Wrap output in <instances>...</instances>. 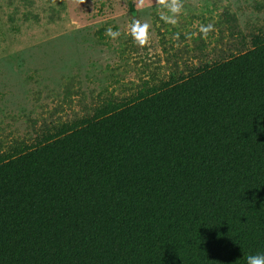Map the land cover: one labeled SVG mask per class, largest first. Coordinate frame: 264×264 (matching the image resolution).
Returning <instances> with one entry per match:
<instances>
[{"label":"trees","instance_id":"trees-1","mask_svg":"<svg viewBox=\"0 0 264 264\" xmlns=\"http://www.w3.org/2000/svg\"><path fill=\"white\" fill-rule=\"evenodd\" d=\"M241 46L1 153L0 264L264 252V36Z\"/></svg>","mask_w":264,"mask_h":264},{"label":"rangeland","instance_id":"rangeland-1","mask_svg":"<svg viewBox=\"0 0 264 264\" xmlns=\"http://www.w3.org/2000/svg\"><path fill=\"white\" fill-rule=\"evenodd\" d=\"M138 3L131 14L126 0H0V154L264 36V0H182L175 25L157 0ZM133 19L151 26L143 47L130 35ZM108 27L121 35L107 36Z\"/></svg>","mask_w":264,"mask_h":264},{"label":"clouds","instance_id":"clouds-1","mask_svg":"<svg viewBox=\"0 0 264 264\" xmlns=\"http://www.w3.org/2000/svg\"><path fill=\"white\" fill-rule=\"evenodd\" d=\"M83 0H80L82 3ZM161 6L162 14L161 19L166 23L175 25L177 18L183 10L182 0H157ZM145 0H139L138 6L143 7ZM130 35L140 46H145L150 42V24L148 22H141L139 19H133L129 24ZM201 32L206 36L210 31L214 30L212 24L207 26H201ZM105 34L112 39H117L121 33L119 30H113L112 27H108L105 30ZM246 264H264V252L251 254L246 257Z\"/></svg>","mask_w":264,"mask_h":264}]
</instances>
